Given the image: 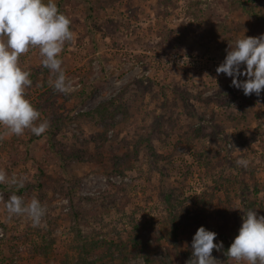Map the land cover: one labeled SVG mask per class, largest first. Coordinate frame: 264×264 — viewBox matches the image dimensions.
I'll return each mask as SVG.
<instances>
[{"label": "rangeland", "instance_id": "1", "mask_svg": "<svg viewBox=\"0 0 264 264\" xmlns=\"http://www.w3.org/2000/svg\"><path fill=\"white\" fill-rule=\"evenodd\" d=\"M55 2L72 21L61 56L74 88L54 90L38 47L20 56L31 73L26 96L50 127L0 135V168L23 180L0 183V264H103L106 245L91 249L95 240L123 246L113 264H187L201 225L235 238L248 209L264 215V90L246 96L216 72L238 37L264 33V0ZM104 118L117 123L106 142ZM78 151L97 160L73 161ZM129 161L125 176L112 174ZM72 186L95 199L78 219L68 216ZM13 193L46 206L39 225L9 218ZM211 194L207 227L210 205L200 202Z\"/></svg>", "mask_w": 264, "mask_h": 264}, {"label": "clouds", "instance_id": "2", "mask_svg": "<svg viewBox=\"0 0 264 264\" xmlns=\"http://www.w3.org/2000/svg\"><path fill=\"white\" fill-rule=\"evenodd\" d=\"M71 23L55 0H0V126L5 129L0 135H22L30 129L39 136L50 127L48 120H40V110L26 96V88L32 84L31 73L21 67L20 56L38 47L42 65L54 76V90H73V80L67 77L61 56L66 43L73 39ZM226 52L217 74L231 77V86L242 89L246 96H260L264 90V33L244 34ZM237 163L247 166L248 161L241 158ZM5 182L23 185L21 178L15 174L9 177L7 170L0 168V183ZM5 204L9 218L26 215L34 225H39L46 214V206L35 197L26 202L23 196L13 193ZM217 236V232L201 225L192 238V258L187 264H220L212 255L213 249L223 247V241L215 242ZM226 253L238 262L264 264V215L248 209Z\"/></svg>", "mask_w": 264, "mask_h": 264}, {"label": "trees", "instance_id": "3", "mask_svg": "<svg viewBox=\"0 0 264 264\" xmlns=\"http://www.w3.org/2000/svg\"><path fill=\"white\" fill-rule=\"evenodd\" d=\"M103 106V110L105 109L106 106ZM121 108V105H115V109L114 110H118ZM124 112V118L126 119V116L128 114L127 109H123ZM106 119L104 118L103 120H101V126L104 128L103 132L99 134V139H101L102 141L106 142L108 141V133L110 131V129H113L116 126V122L115 121H111L110 123H105ZM98 152L97 154L100 153V147H97ZM128 156L131 158L132 156L135 155V152L133 151H128ZM69 157L73 160V161H80V162H95V159L97 160V156L94 154H90V153H84V152H74V154L70 153ZM134 168L133 163L132 162H123V163H116L113 166V171L112 174H118V175H126L127 170H132ZM52 181V183H54V179H50ZM110 189L116 190V191H120V189H122L121 185H116L114 184L112 181L108 182ZM78 185H80V182H78ZM43 187L47 190V189H51L54 188L55 186H52V184H48V183H44ZM105 195V198H107L108 201H110V198H108L107 196H113L112 192H107ZM66 198H68L69 200V212H68V216L72 217V218H79L83 217L81 216L84 215V205L86 204H90L92 203L95 199L91 196H82L79 191L76 189L75 186L70 187L69 191L66 193ZM214 195L211 194L209 195V197H203L201 202L202 204H209L210 207H207L208 212H206V219H204L203 223L204 225H206L207 227L209 226L208 224V219L212 218L214 215L212 214V210H213V205H212V199H213ZM180 222H184L183 217H179V219L177 220V224L174 226V228H172V232L173 234L176 235V232L178 230L179 227H181ZM182 224V223H181ZM177 237V236H176ZM234 238H230L228 234L225 233H218V236L216 238L215 242L218 241H223V247L219 250L215 249V251L213 252H221L223 254L222 257V264H236V260H234L233 258L229 257L227 255V249L229 248V246L231 245V243L233 242ZM91 244H93L90 248L91 249H100L102 248L103 244L106 245V249L105 251H102V260L104 261L103 264H113V260L115 259V254L116 251H121V249H123V246L118 245L117 243H115L114 241H98L95 240L94 242H92ZM86 246V245H85ZM84 247V246H83ZM43 254H45V251H42ZM122 252V251H121ZM107 258H110L111 262L108 263L109 259L107 260ZM128 260V257H126ZM105 259V260H104ZM155 262L154 260H148V263H153ZM162 263L164 264V261H162ZM89 264H94V263H89ZM118 264H122V262L118 263Z\"/></svg>", "mask_w": 264, "mask_h": 264}]
</instances>
